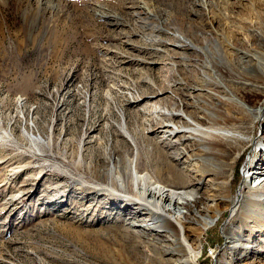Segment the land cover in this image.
Returning <instances> with one entry per match:
<instances>
[{
    "label": "rangeland",
    "instance_id": "1",
    "mask_svg": "<svg viewBox=\"0 0 264 264\" xmlns=\"http://www.w3.org/2000/svg\"><path fill=\"white\" fill-rule=\"evenodd\" d=\"M262 32L264 0H0V264H264V207L247 189L264 166L260 94L230 76L254 63L241 50L260 56ZM211 111L229 119L201 120ZM186 116L243 138L164 131ZM182 148L218 159L226 197L176 244L133 204L130 168L161 184L168 161L195 206L212 204L194 163L172 158Z\"/></svg>",
    "mask_w": 264,
    "mask_h": 264
},
{
    "label": "bare ground",
    "instance_id": "2",
    "mask_svg": "<svg viewBox=\"0 0 264 264\" xmlns=\"http://www.w3.org/2000/svg\"><path fill=\"white\" fill-rule=\"evenodd\" d=\"M182 17L183 16L179 15V19H182ZM260 38L264 40V32L260 34ZM186 40L187 44L179 43V46L183 48H194L190 44L191 41L187 38ZM241 52L242 54L238 57L240 61H243L245 56H250L254 59V63L250 67L249 65L251 64H240L238 66H235L236 73L230 76L233 77L232 81L242 92L246 91L260 94V98L256 102L257 106L252 112V117L264 118V43L261 46L260 52H258L260 56L255 57L253 54L242 50ZM200 53L207 54L206 48H201ZM208 69L209 64L205 63V74ZM227 69L230 71L231 67H227ZM244 106L245 104L242 105L243 110ZM261 111L262 114L260 115ZM246 112L248 111L246 110ZM208 116L211 118H215L216 122L219 118L223 119L224 121H227L229 119L223 117L224 115H221V113H216L213 111L207 112L203 117L200 118H202L201 120H203ZM189 117L186 116L185 127L176 125L170 127L169 125L170 129L166 127L164 131L171 133L173 131H176L177 129L179 130V128H183V130L187 133V138L195 139L196 133H199L204 138L205 142L212 140L210 137L219 135L225 138L227 144L235 143L236 141H240V139L243 138L239 137V133L236 132L237 134H234L233 131L228 130L225 123L219 125L215 129H208L195 123L191 119V117ZM241 121L242 116L240 117L238 113V118H236L235 122L241 123ZM231 139L234 140L232 141ZM209 143L210 145L207 146L208 149H215V153H218L219 149L215 147L216 145L211 144L212 141ZM171 145L174 146L176 144L174 142ZM187 150L188 149L182 148V150L179 151L176 156H172V158L178 162H184L186 159L194 163V172L197 173L200 183H203L205 185L209 184L211 186V191L207 196V199L212 202V204L210 205L205 204L203 207L201 205L195 206L197 203H199L200 200L198 192L193 191L189 188L190 182L185 180L187 175L185 174L183 168H176L168 161H166L165 164V167L168 169L166 172L167 175L164 176L165 172L161 168L156 169V173L160 177L165 178V183L161 184L148 180V183L145 185V180L150 179L148 174L139 175L136 166L132 167V169L130 168L133 183L132 188L135 192V199H132L133 204L138 202L139 206H141V209H148L154 212L156 219L161 220L159 221L160 223H157L156 220V227L162 230H169L170 233H172L173 239L176 244L179 241L183 243L184 240L187 239V232L189 231V226L192 223L198 224L196 234L198 237H201L205 227H207L208 223L211 221V219H213V217L210 215V211L215 206L220 205L221 202H224V197H226L222 196V198H220L218 196V192L221 190V188L224 189V187L220 185V180L217 179V174L221 173L223 169V167L217 163L218 159L212 154L205 155L204 157L189 155ZM263 167H255L254 165H252V170H254L252 171V173L254 174V176H251V179L256 182L254 185H250L249 187H247V189H249L253 195L251 196V200L249 203L256 207H264V197H262L264 196ZM188 170L190 171V169ZM137 181H142L143 184L139 192L136 189ZM225 183L227 184V182ZM226 188L228 190L227 185ZM259 208L262 209L261 207ZM183 209H187V211H183ZM172 250L175 253L180 251L175 250V248H173ZM194 260L196 262V259ZM172 264H187V262L185 260L180 261L179 259H175Z\"/></svg>",
    "mask_w": 264,
    "mask_h": 264
},
{
    "label": "trees",
    "instance_id": "3",
    "mask_svg": "<svg viewBox=\"0 0 264 264\" xmlns=\"http://www.w3.org/2000/svg\"><path fill=\"white\" fill-rule=\"evenodd\" d=\"M236 178L234 177V180H235ZM234 180H233V182H232V184H233V186H234Z\"/></svg>",
    "mask_w": 264,
    "mask_h": 264
}]
</instances>
